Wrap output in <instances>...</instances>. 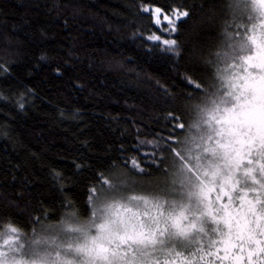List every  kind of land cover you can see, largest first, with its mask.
<instances>
[{"label": "trees", "instance_id": "16d2710c", "mask_svg": "<svg viewBox=\"0 0 264 264\" xmlns=\"http://www.w3.org/2000/svg\"><path fill=\"white\" fill-rule=\"evenodd\" d=\"M144 6L189 17L165 31ZM237 23L229 0H0V231L11 224L30 240L73 213L86 223L103 179L126 180L129 194L162 187L148 166L170 163V138L195 135L173 119L187 129L203 97L186 77L213 91Z\"/></svg>", "mask_w": 264, "mask_h": 264}, {"label": "snow or ice", "instance_id": "6c2138e0", "mask_svg": "<svg viewBox=\"0 0 264 264\" xmlns=\"http://www.w3.org/2000/svg\"><path fill=\"white\" fill-rule=\"evenodd\" d=\"M229 8L246 23H237L216 53L222 66L211 93L186 77L203 97L192 105L187 129L173 119L195 135L175 147L170 138V163L148 166L161 173L163 186L129 194L126 180L103 179L99 191L90 190L86 223L73 213L30 240L4 227L0 264H212L206 255L219 264H264V0H229ZM142 10L170 32L189 17L180 7ZM162 42L179 55L175 39ZM126 164L142 177L154 175L135 159Z\"/></svg>", "mask_w": 264, "mask_h": 264}, {"label": "rangeland", "instance_id": "374dc122", "mask_svg": "<svg viewBox=\"0 0 264 264\" xmlns=\"http://www.w3.org/2000/svg\"><path fill=\"white\" fill-rule=\"evenodd\" d=\"M134 191H132L131 193H133Z\"/></svg>", "mask_w": 264, "mask_h": 264}]
</instances>
